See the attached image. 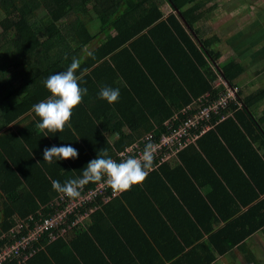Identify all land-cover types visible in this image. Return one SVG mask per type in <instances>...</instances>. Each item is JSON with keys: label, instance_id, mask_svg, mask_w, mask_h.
I'll return each mask as SVG.
<instances>
[{"label": "trees", "instance_id": "1", "mask_svg": "<svg viewBox=\"0 0 264 264\" xmlns=\"http://www.w3.org/2000/svg\"><path fill=\"white\" fill-rule=\"evenodd\" d=\"M206 2L207 0H201V2L196 0H0V14L3 15L0 20L2 27L0 57H4L0 59V177L5 175L13 190L8 191L4 186H0L2 190L0 206L3 207V221L0 225L1 242L14 240L16 235L12 234V231L20 219H29L40 212L49 217L54 212L59 198L56 193H52V191L55 192L51 186L52 180L63 184L78 177L74 175L70 167L67 168L69 166L67 161L71 159L59 160L57 164H52V168H48L44 165L41 155L31 145L34 142V136L44 137L42 132L35 128L40 118L31 110L32 105L51 96L44 87L43 81L52 74L66 71L74 58L81 61L76 71V75L80 77L95 64V60L104 61L105 57L111 55V61L115 63L110 66L112 77H109V80L113 85L111 88H115V79L120 76L126 79L130 88L135 85V81L133 82L135 79L138 81L142 78L140 80L142 83L149 86L156 83L158 87H160L158 80L163 79L166 87L180 88L185 92L178 96L179 99L189 95L188 99L184 97L185 101H181L185 104L206 92L216 94L213 89V81L219 73L216 69L229 84H235V80L244 73L243 66L231 59L225 61L221 68L218 64L220 51L213 47L215 43H219V40L213 43L212 40L205 38V34L196 26L201 18L215 7L214 5L211 6L212 8L202 9L203 5L206 6ZM165 5L170 9L167 10ZM40 10L42 16L39 13L36 14ZM93 25H97L96 32L91 30ZM5 45L8 48H5ZM12 46L13 52H11ZM94 47L96 49L92 57L95 56V60L93 58L89 60L85 56L88 50ZM122 59L127 60L130 66L126 71L119 66ZM87 78L90 79L86 76L85 79ZM164 95L158 97L162 99ZM137 97L140 95L133 94L125 101L132 105L136 103ZM263 98L264 89H258L241 98L242 107L234 115V119L229 118L221 125H217L198 142L208 158L209 153L206 150L210 151L214 148L220 150L232 164L237 160L235 170L239 179L236 182L237 186L234 184L232 189L237 204L230 212H226V208H223L227 214H219L218 218L228 220L231 216H237L234 221H230L229 225V227H237L245 221H252L259 217V222L245 233L244 237L264 227V199L257 201L264 193V185L260 186L259 180L253 175L256 174L257 168L252 170L247 167L241 158L254 156L255 164L259 167L261 165V160L258 159L257 153H254L250 142L259 140L264 143V126L255 122L251 113L252 107L259 105ZM105 104L108 105V109H111V104L107 101ZM174 104L170 102L173 110L185 105L178 107ZM159 106L161 109L167 108L168 116L173 114V110L169 108V105L167 106L166 101L164 103L161 101ZM83 107L86 108V106ZM30 112L34 119L31 122L33 126L30 124V127L25 128L18 124V132H13L11 125H16L15 122L24 115L28 121ZM129 114L131 116L133 114L131 109ZM100 120L101 117L93 115L86 118L84 125L97 126ZM103 122L106 123L105 118ZM224 126H227L230 131L225 132L222 129ZM71 127L66 125L64 128L65 141H70L73 137L74 141L78 140L79 132H73ZM130 130L131 132L124 136L125 139H133L134 136L137 138L139 134L132 126ZM30 131H33L32 135ZM229 134L232 136L229 137ZM80 135L84 137L83 134L80 133ZM102 136L104 137L103 134ZM46 140L48 141L47 138ZM24 141L26 146L22 144ZM74 141L68 143H74ZM126 142L129 143L122 139L114 149L107 145L106 140H103L98 144L101 146L106 144L108 147L100 148L99 153L95 148L97 143L94 142V147H91L92 157L96 158L104 151L107 152L108 157L120 162L122 158L119 154L125 149ZM136 142L143 145L141 140H136L129 146ZM227 143L234 147L231 155L226 151ZM18 160L24 163L21 164ZM161 170L163 171L164 168L161 167L160 172ZM153 178H158L155 170L149 172L143 182L133 185L124 195L143 191L145 184L153 183L152 185L155 186L158 181ZM21 180L28 186L25 188V193L20 192L19 189L18 182ZM244 186L249 191L252 190L251 196L245 195L246 187ZM249 206L251 207L244 212L243 210ZM105 207L107 205L101 211L90 215L83 225L75 229L74 233H70L68 238L75 234V240L61 239L49 245L39 253L43 255L41 258L48 263H51V259L57 263L56 252L59 248L62 252L64 249H72L78 239L93 236L98 229H101L99 222L102 217L104 218ZM250 210L257 212L254 214ZM202 229L204 234L210 233V228ZM219 234L211 237L208 235L212 245H215ZM201 237H196L186 246L194 244ZM47 240L49 241V237ZM238 240L242 238L239 237ZM57 243H60L59 247ZM214 248L217 249V247ZM218 251L220 254L223 252L220 249ZM178 253L182 251L178 250ZM210 257H213L212 254L208 255L205 263L201 264H210L212 261ZM183 259H188V255H185ZM199 261L191 260L188 264H199Z\"/></svg>", "mask_w": 264, "mask_h": 264}, {"label": "crops", "instance_id": "2", "mask_svg": "<svg viewBox=\"0 0 264 264\" xmlns=\"http://www.w3.org/2000/svg\"><path fill=\"white\" fill-rule=\"evenodd\" d=\"M197 27L200 28V32L205 34L204 37L207 39H210L211 34L215 35V31L204 33V27ZM95 49V47L89 49L85 57L89 58V60L91 58L95 60V56L92 57ZM110 57L111 55L105 57L104 61L97 62L95 60V64L83 75H80L79 85L81 88L87 89V94L84 95L82 102L73 109L69 122L70 126H72V131L79 132L78 140L74 141L73 137L70 141H74V143H68L70 141H65V131L54 133V136L48 132V136H45V132H47L45 130L42 132L44 137L34 136V142L31 144L42 158L43 150L53 145L70 144L77 149L78 157L67 161L69 165L67 168L70 167L74 175H78L77 178L81 176L82 169L87 163L92 158L94 159L91 154V147H94V142L97 143L95 148L98 153L100 148H105L107 145L115 149L122 139L129 142L124 145L126 148L131 142L142 140L148 132L154 130L170 117V115L168 116L167 108L161 109L159 106L161 101L163 103L166 101L167 106L169 105V108L173 110L170 102L175 103L174 105L179 107L185 104V102L182 103L181 101H185L189 96L185 95V99L184 97L179 99L178 96L185 92L180 88L171 89L166 87L163 79L158 80L160 87L156 83L151 86L142 83L140 81L142 78L138 81L135 79L133 80L135 85L130 88L126 83L127 81H125L126 79L124 80V77L120 76L114 82V87L120 90L119 100L112 103L111 109H108V105L105 104L106 100L100 99L98 93L105 86H113L109 77H112V68L110 66L115 65V63L111 61ZM221 58L222 54L218 60V64L222 68V64L225 61ZM231 59L238 62L234 57L228 60ZM119 66L125 71L130 67L125 59H122V63ZM216 71L219 73L218 75L216 74L213 83L218 79L217 76H221V72L218 69ZM86 76L90 79H85ZM238 79L239 77L235 80L234 85H230L237 87L236 82ZM252 92L243 93L239 87L238 96L240 99L238 98V100L241 105V98ZM162 93L165 95L161 99L158 96H162ZM133 94H139L140 97L135 99L136 103L130 105L125 100ZM83 106H86V108ZM258 106L260 112L261 106ZM128 107L133 112L132 116L129 114L130 109ZM232 109L235 110L231 113L230 119H234V115L240 110L235 108V106H232ZM93 115L101 117L98 125L87 124L85 126L86 118H90ZM259 116L262 117L261 112ZM104 118L106 123L103 122ZM33 120L31 112L29 113L28 121L26 115H24L15 122L17 123L16 125H11L12 131L18 132V124L25 128L30 127ZM130 126L139 135L137 138L134 136L133 139H125L124 136L131 132ZM222 129L225 132L230 131L227 126ZM99 133L103 134L104 137H101V134L97 137ZM30 134L32 135L33 131H30ZM228 136L231 137L232 135L229 134ZM201 137L194 144L174 154L168 162H165L155 170L158 178H153V180H157L158 184L155 186L152 185L153 183L145 184L143 191L139 190L127 195L123 193L117 200L115 199L116 201L111 204L108 203L109 205L107 204V207H105L104 218L102 217L99 222L101 229H98L93 236L78 239L72 249H64L62 252L59 248L56 252L57 263L53 259H51V263H48L41 258L43 255L38 254L28 264H175L176 262H179L178 264H188L191 260H200L199 264H201L205 263L207 256L211 254L213 257H210L212 258L210 264H264V227L244 237L245 233L255 227L260 218L256 217L252 221H245L237 227H229L230 221H234L237 216H231L228 220L218 218L219 214H227L226 212H230L234 205L237 204V199L232 193L233 185L237 186L236 182L239 179L235 170L237 160L232 164L220 150H215L214 148L210 151L206 150L209 153L208 158L205 155V150L202 151L198 143ZM103 140H106L107 145L101 146L98 144ZM22 144L26 146L25 141ZM250 145L255 151L254 153H257L258 159L261 160V165L259 167L255 164L256 159L254 160V156L251 158L242 156V162L252 170L255 167L257 168L256 174L253 175L259 180V185L263 186L264 159L262 160L260 156L264 157V143L257 140L256 142L251 141ZM29 150L31 151V149ZM233 150L234 147L227 143L226 151L228 154L231 155ZM58 161L54 160L52 163L44 161V165L52 168V164H57ZM19 163L23 164L24 162L19 161ZM166 164L167 166H164ZM161 167L164 170L160 172ZM18 184L20 192L25 193V188L28 187L27 184L23 180L19 181ZM1 185L8 191H13L5 175L0 177ZM245 192L246 196H251L252 190L249 191L246 187ZM52 193L54 194L56 191H52ZM0 194H2L1 187ZM262 199H264V193L259 196L257 201ZM251 206L243 211L246 212ZM223 208H226V212ZM256 212L252 211L254 214ZM258 213L260 215V212ZM216 219L218 221H215ZM2 221L3 207L0 206V225ZM202 228H210V233L204 234ZM216 234L219 235L216 237L215 245H212L209 238ZM75 237V234H73L68 240L71 238L75 240ZM196 237L201 238L194 244L186 246L187 243L196 239ZM239 237L242 240H238ZM57 246L59 247L60 243H57ZM214 247H217V249ZM218 249L223 250V252L220 254ZM178 250L182 251V253H178ZM185 255H188L186 260L183 259Z\"/></svg>", "mask_w": 264, "mask_h": 264}, {"label": "built area", "instance_id": "3", "mask_svg": "<svg viewBox=\"0 0 264 264\" xmlns=\"http://www.w3.org/2000/svg\"><path fill=\"white\" fill-rule=\"evenodd\" d=\"M217 77L213 83L215 95L206 92L176 109L161 126L143 137V145L136 142L126 147L119 154L120 158L138 157L145 145L151 143L154 148V162L149 173L168 162L180 150L194 144L221 122L231 118V113L235 110L232 106L237 109L242 107L238 100V89L221 76ZM125 192H117L103 182H90L80 189L77 198H68L61 194L58 206L49 217L40 212L29 219H20L12 231L17 238L0 241V264H28L49 245L61 239L66 240L90 215L101 211L105 205Z\"/></svg>", "mask_w": 264, "mask_h": 264}, {"label": "clouds", "instance_id": "4", "mask_svg": "<svg viewBox=\"0 0 264 264\" xmlns=\"http://www.w3.org/2000/svg\"><path fill=\"white\" fill-rule=\"evenodd\" d=\"M80 63L79 59L74 58L66 71L52 74L43 81L44 87L51 93V96L32 105L31 110L40 118L35 128L41 132L47 130L45 136H48V132H63L66 125L70 127L69 122L73 109L87 94V89L80 87V77L76 75ZM98 97L112 104L119 100L120 90L105 86L100 89ZM42 155L43 161L52 163L54 160L76 159L79 153L70 144H63L46 147ZM153 162L154 148L151 143L145 145L138 157L128 156L120 162L108 157L107 152L102 151L99 156L87 163L79 178L70 179L63 184L52 180L51 186L56 192L73 199L79 197L80 189L90 182L106 183L117 192L127 191L133 185L145 180Z\"/></svg>", "mask_w": 264, "mask_h": 264}, {"label": "rangeland", "instance_id": "5", "mask_svg": "<svg viewBox=\"0 0 264 264\" xmlns=\"http://www.w3.org/2000/svg\"><path fill=\"white\" fill-rule=\"evenodd\" d=\"M206 3L202 9L212 8L214 3L215 7L196 25L204 27V33L215 31L210 40H219L214 48L221 52L223 61L234 57L243 66L245 72L236 82L243 93L264 89V0H208ZM165 8L170 9L167 5ZM38 13L42 16L41 10L36 12ZM2 18L3 15L0 14V20ZM96 29L97 25L91 26L93 32ZM4 47L8 48L7 45ZM13 51L12 46L11 52ZM259 105L262 117L259 116L258 105L252 107L251 113L255 122L264 126V98ZM56 194L58 198L61 195L58 192Z\"/></svg>", "mask_w": 264, "mask_h": 264}]
</instances>
